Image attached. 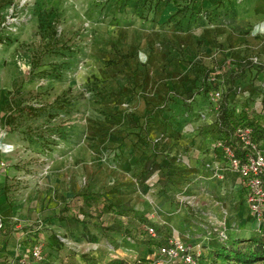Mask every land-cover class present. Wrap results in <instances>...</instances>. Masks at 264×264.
Instances as JSON below:
<instances>
[{"label": "rangeland", "instance_id": "obj_1", "mask_svg": "<svg viewBox=\"0 0 264 264\" xmlns=\"http://www.w3.org/2000/svg\"><path fill=\"white\" fill-rule=\"evenodd\" d=\"M179 4L168 20L172 4L145 0H0V262L35 238L41 264L151 261L146 226L195 258L260 235L216 116L234 80L233 118L264 129V0ZM84 193L123 213L58 221Z\"/></svg>", "mask_w": 264, "mask_h": 264}, {"label": "trees", "instance_id": "obj_2", "mask_svg": "<svg viewBox=\"0 0 264 264\" xmlns=\"http://www.w3.org/2000/svg\"><path fill=\"white\" fill-rule=\"evenodd\" d=\"M151 7L156 8L159 4L168 5L172 4L175 7V12L168 18V20L172 19L175 16L182 15L185 12V8L180 6V0H145ZM245 58L234 62V67L236 69L237 77L240 78L246 69L249 66L244 65ZM210 73V72H209ZM234 87V80H231V86L226 90L224 95L221 97L220 104L218 106V113L216 116V132L221 138L223 148L228 149L233 157L239 161H243L245 155L251 154L252 151L243 146L239 140L235 136V131L238 128H248L251 130V138L254 144V147L257 151H260L259 144L256 138V134L264 135V129L261 128L260 125L256 121L249 119L246 113L242 112L237 119H234L232 116V112L228 107V98L231 95ZM13 107V102L10 100L7 104V109L9 110V114L6 116L4 120V125L9 127L15 120L16 116H14L10 109ZM21 113L26 115L36 117L39 115L41 110L35 109L33 107H22L20 109ZM260 136V137H261ZM262 182H264V175L261 177ZM242 186V185H241ZM243 190V189H242ZM82 203L79 204L77 209L74 211L71 209L69 203L65 204L58 212L57 220L65 221L67 219H71L77 223H80L79 216L83 217H91V210L96 211L98 213V217H101L110 213H120L119 210H116L112 203L105 197L102 193H84L80 195ZM74 211V212H72ZM264 220V219H262ZM2 225L0 224V227ZM151 227V226H146ZM141 233L142 241L146 240L151 243L154 248L162 247L167 245L169 236H164L159 234L158 231L153 228L155 232V238H151L146 234L145 228ZM104 230H109L111 232H117L114 228L108 227L104 228ZM125 236L130 238V234L128 231L123 232ZM49 246L55 249H59L62 245L58 238L52 234L48 237ZM33 243H39L38 239ZM32 243V244H33ZM31 244V245H32ZM3 256V254H1ZM43 256V252H42ZM10 260L0 262V264H8ZM145 261V260H141ZM44 262L43 261L39 264ZM127 264V263H125ZM195 264H264V226H262L260 235L257 238H249V239H236L233 241L223 242V245L214 250H209L205 254L198 256L195 258Z\"/></svg>", "mask_w": 264, "mask_h": 264}, {"label": "built area", "instance_id": "obj_3", "mask_svg": "<svg viewBox=\"0 0 264 264\" xmlns=\"http://www.w3.org/2000/svg\"><path fill=\"white\" fill-rule=\"evenodd\" d=\"M218 93L214 97H218ZM235 136L239 142L249 148L252 153L245 155L243 161L235 159L232 153L224 148L227 156L228 165L235 170L241 179V185L244 192V202L247 204L250 213L256 220H262L260 213L264 211V154L257 151L251 138V130L248 128H238ZM146 234L155 238V232L152 227L145 228ZM25 256H17L10 260L8 264H26L27 260L38 264L43 261L42 246L39 243H33L26 249ZM156 257L151 261L132 260L127 264H195V256L191 250L182 242L170 238L167 245L156 249Z\"/></svg>", "mask_w": 264, "mask_h": 264}, {"label": "crops", "instance_id": "obj_4", "mask_svg": "<svg viewBox=\"0 0 264 264\" xmlns=\"http://www.w3.org/2000/svg\"><path fill=\"white\" fill-rule=\"evenodd\" d=\"M239 179H240V178H239ZM241 189H242V188H241ZM242 193H243V199H244V192H243V190H242ZM26 249H27V248H26ZM26 251H27V250L24 249L22 252H21V251L18 252V254H17L16 256H25ZM154 255H155V254H154ZM16 256H15V257H16ZM29 262H30V261L27 260V263H26V264H30ZM31 263L33 264V262H31ZM114 263H115V262H113V264H114ZM116 263H118V262H116ZM34 264H35V263H34Z\"/></svg>", "mask_w": 264, "mask_h": 264}]
</instances>
